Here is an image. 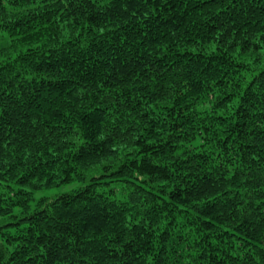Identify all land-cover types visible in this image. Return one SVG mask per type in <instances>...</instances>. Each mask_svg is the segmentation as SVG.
I'll list each match as a JSON object with an SVG mask.
<instances>
[{
    "label": "trees",
    "instance_id": "16d2710c",
    "mask_svg": "<svg viewBox=\"0 0 264 264\" xmlns=\"http://www.w3.org/2000/svg\"><path fill=\"white\" fill-rule=\"evenodd\" d=\"M1 33L0 264H264V0H0Z\"/></svg>",
    "mask_w": 264,
    "mask_h": 264
},
{
    "label": "rangeland",
    "instance_id": "374dc122",
    "mask_svg": "<svg viewBox=\"0 0 264 264\" xmlns=\"http://www.w3.org/2000/svg\"><path fill=\"white\" fill-rule=\"evenodd\" d=\"M8 45H9V38L7 37V35L5 33H1L0 34V48H4ZM20 49H23V48H20ZM19 51H21V50L15 49V50L11 51V55H15ZM79 185H80L79 183H72L69 185H63L61 187L43 189V190L37 191L36 193H34L33 199L29 203L30 209H32L34 207L37 199H39L41 197L53 198V197H55V196H57L63 192L74 189V188L78 187ZM112 185L116 186L117 184H112ZM104 188L107 189L108 186H105ZM21 216H22V213L20 212L19 208L14 209L12 217L0 216V232L1 231L4 232V234H0V249L1 250H3V251L13 250L14 244L8 243V241L6 239V234H7V232L10 234H15L17 232V230L24 225L23 221L17 225L11 224V223L16 222L17 218H19ZM1 250H0V254H1Z\"/></svg>",
    "mask_w": 264,
    "mask_h": 264
}]
</instances>
